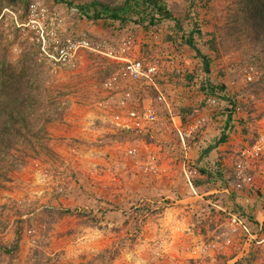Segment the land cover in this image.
<instances>
[{"label": "rangeland", "instance_id": "rangeland-1", "mask_svg": "<svg viewBox=\"0 0 264 264\" xmlns=\"http://www.w3.org/2000/svg\"><path fill=\"white\" fill-rule=\"evenodd\" d=\"M69 1L72 4L57 0H0V59L18 70L26 68L25 96L38 109L40 120L35 121V124L38 122L36 128L45 127L51 149L44 151L36 144L39 150L35 157L26 159L21 167L10 173L8 181L0 185V264H93L96 261L97 264H108L113 258H120L122 250L127 248L134 251L132 264H149L159 250L156 245L148 250L142 248L144 237L138 225L144 211L149 216L156 212L171 213L172 219L182 221L183 235L190 229L201 241L212 240L219 233L232 235L227 227V213L217 209L221 212L217 224L214 221L203 227L197 223L198 212L202 210L199 204L183 203L188 196L201 195L190 187L185 176L190 164L187 147L199 140L200 132L208 124L219 123L225 128L229 98L235 99L239 109L229 125L234 128L231 145L239 150L229 152L225 157L228 165L223 168L227 177L223 183L228 185L223 187L221 204L227 212L239 213L252 220L249 213L242 212L236 202L238 196L230 185L235 183V167L241 160V149L259 141L264 144V68H254V60H251L261 48L251 43L246 33L233 35L229 29V8L235 5L234 0H165L174 18L180 19V29L171 20L149 29L147 23L139 26L129 21L126 28L131 32L128 33H118L120 30L104 20L93 19V9L83 16L72 14V7L80 9L92 2L109 0ZM110 1L114 8L115 3L121 4L125 0ZM33 2L44 5L59 20V30H66L68 35L86 36L118 50L130 34L135 44L130 51L119 52L122 59L140 58L157 65L161 76L159 89L168 96L172 108L180 114L185 107L198 110L194 117L183 123L186 146L168 112L158 104V91L154 88L136 85L140 103L152 107L159 116L151 133L118 132L112 119L110 121L109 116L98 110L95 94L98 97L103 93V82L124 60L81 51L76 69L53 73L36 25L30 22L29 5ZM5 8L10 12L1 18ZM195 22L203 30L201 36H195V48L209 58L210 73L203 71L202 58L185 44ZM190 76L194 79H189ZM204 80L218 89L224 86L222 93L228 99L213 98L216 103H208L209 99L206 100L200 90ZM36 82L41 86L40 90ZM46 115L53 120L44 126L42 118ZM197 119L203 120L202 129L190 136L186 133L187 128ZM71 128L79 133L85 130L84 135L91 138V142L69 137ZM42 144H47V140ZM74 147H77L76 152ZM130 149H136V155H129ZM14 153L19 154L18 151ZM153 157L157 161L156 172L145 169ZM259 167L262 171L258 169L257 172L264 176V158ZM252 190L247 186L239 192L245 197L250 192H258L254 187ZM76 195L83 200L78 206L73 203ZM257 199L264 202V197ZM86 200H92L97 207L105 204L106 211L127 214L126 219L122 220V225L111 227L104 214L99 216L92 212L85 223L81 221L80 224L70 214L59 216L55 212L84 209ZM191 204L192 209H185ZM259 235H264V228ZM242 239L241 236L234 237L235 244L225 255L212 251L202 260L193 261L184 250L174 259L178 264H229L230 260H235L234 264H264V240L252 244L250 252L236 262L235 258L244 246ZM158 240L159 244L163 242L160 249L165 252L166 264H169L172 259L168 240L172 239L163 233ZM146 252L151 253L147 258Z\"/></svg>", "mask_w": 264, "mask_h": 264}, {"label": "built area", "instance_id": "built-area-1", "mask_svg": "<svg viewBox=\"0 0 264 264\" xmlns=\"http://www.w3.org/2000/svg\"><path fill=\"white\" fill-rule=\"evenodd\" d=\"M71 11L72 14L83 16V13L77 7H72ZM6 12H10L9 9L5 8L3 10L1 18ZM29 13L30 22L36 25L35 28L40 34L43 43V52L48 58V63L53 73L76 69L78 65V54L81 51H90L114 59L124 60L119 52L122 51L125 53L130 51L135 44L134 38L128 35L123 41V45L117 50L113 49L106 42H98L86 36L75 37L68 35L66 30L61 31L57 27L59 20L52 16L44 5L38 2H33L29 5ZM51 47H53L52 51L50 50ZM160 79V70L157 65L147 63L140 58L125 59L121 66L103 82L102 90L105 96L96 101V107L98 110L111 115L112 121L117 129L150 132L151 127L159 121V116L157 111L152 107L140 103L141 98L136 95V85L153 87L158 91V104L165 106L175 130L179 133L185 144L183 122L179 113L172 108L166 94L159 89ZM208 103L215 104L216 101L209 99ZM202 125V119L194 120L189 124L186 133L191 136ZM76 148L74 147V152H76ZM187 148L189 150L190 146ZM136 153V149H130L128 151V154L131 156L136 155ZM240 157L241 160L236 163L235 167V183L230 185L231 189L235 191H242L245 187L254 184L255 174L259 169L260 162L264 158L263 142L259 141L251 146H245L240 151ZM145 167L147 171L156 172V159L154 157L151 158ZM197 175L198 170L188 164L185 170V176L192 189V179ZM218 209L228 214L227 227L232 235L219 233L212 240L193 243L186 249L191 260H202L212 251H218L225 255L224 253L235 244L234 237L241 236L244 238L242 239L244 246L240 250L238 258H235L237 262L240 258L245 257L250 252L249 250L252 244L258 241L255 238L256 232L252 230L254 223L249 218L239 213L227 212L222 207H218ZM142 224L143 222L141 221ZM257 244H260V242H257ZM162 246L163 242H160V244L158 242L156 243L159 251L154 255L149 264H166V254L161 250Z\"/></svg>", "mask_w": 264, "mask_h": 264}, {"label": "trees", "instance_id": "trees-1", "mask_svg": "<svg viewBox=\"0 0 264 264\" xmlns=\"http://www.w3.org/2000/svg\"><path fill=\"white\" fill-rule=\"evenodd\" d=\"M14 1L18 0H11V2ZM21 1L25 2L26 0ZM57 1L72 4V2H70L69 0ZM234 3L235 5L229 8L231 12L228 15V20L231 24V27H229V29L233 31V35H236L239 32H241L242 34L246 33L248 40L255 46H259L261 48L260 52L257 55L251 56V60H254L252 62L253 67L255 66L256 68L262 69L264 68V0H234ZM115 4L117 6L113 8L114 3L110 0L109 2L106 1L105 3H102L101 1H96L94 3L92 2L91 4H87L86 6H80V11L83 14H88V12L93 9V19H102L104 20V22L109 23V25H111L113 28H117L120 31L123 29H128L129 31V28H126V24L129 21L134 23V25L139 26L147 23L148 26H146V28L149 29L153 27L156 28V26L162 25L166 21L171 20L176 22V26L180 29V19L174 18L173 13L167 9L165 0H142V3H140V0H125L121 4ZM91 5H93V8ZM140 7L142 8L141 12H139ZM126 15L130 17L128 18V16L126 17ZM133 15H136L137 18L135 19ZM196 34L198 36H201L203 34V30L198 24V22H195V28L192 30L190 36H188V39L186 40L185 44H187L190 48L194 49L197 55L202 58V60L204 61L203 71L206 73H210L209 58L202 55L201 51L195 48L196 43L194 36H196ZM1 63L2 68L0 70V185L3 181H8L10 173L14 172L19 167H21L27 161L26 159H31L35 157V153L37 154V151L39 150L36 144H39L44 151H51L48 145L49 134L47 130L45 129V127L41 130H37L36 128V124H38V122L35 124V121L40 120L38 118V109L35 103H33L29 97L25 96L27 93H25V84L23 83V81H25L27 77L26 68L23 67L18 70L19 68L13 66L12 64L7 66L4 60H1ZM189 79H194V77L190 76ZM37 86L40 87V90L41 86L38 84ZM224 89V86L220 87L219 89L217 87H214L213 85L208 83L207 80L206 82L204 80L203 83L200 84V90L206 96V100L213 98L220 100L221 98L225 100L228 99L222 93ZM227 101L230 105L225 128L229 129V125L234 121L233 117L236 111L238 110V105L236 104L235 99L229 98ZM160 106H162L166 110L165 106ZM197 111L198 110H196L195 108H183V113H179L182 122H187L189 119H191L190 117H194ZM42 120L44 121L45 126V124L47 125L48 123H51L53 118L51 116L48 117L46 115V117H43ZM116 131L122 133L139 132L120 129H116ZM151 131L139 133L148 134L151 133ZM232 134H234L233 127H231L230 134L225 135L226 137L223 138L222 142L225 143ZM45 140H47V144H42V142ZM14 151H18L19 154H15ZM198 173H200V171H198ZM212 177L214 178V176ZM212 177L208 176L207 180L205 181H199V179L193 178V189L194 185L198 186L203 182H211L213 180ZM219 207H223V205L221 204V206ZM216 209L217 207L215 208L214 206L211 207V205H205V207H203L202 210L198 212L199 222L197 223L199 225H202L203 227L211 225L210 223L213 219L210 220L209 218L205 217L207 215L206 210H208L209 216L214 218L216 214L221 213L216 212ZM55 212H57V215L59 216H62L63 214L67 213L72 216L82 218L84 219L82 220L83 223H85L86 219L90 216V213H92L85 210L79 211L77 208L76 210H70V212H66L62 209L57 210Z\"/></svg>", "mask_w": 264, "mask_h": 264}, {"label": "crops", "instance_id": "crops-1", "mask_svg": "<svg viewBox=\"0 0 264 264\" xmlns=\"http://www.w3.org/2000/svg\"><path fill=\"white\" fill-rule=\"evenodd\" d=\"M118 33H128V29H123L121 31H118ZM194 38L196 37L194 36ZM136 95L138 96L140 95V92L139 90L137 91V89H136ZM104 96H105L104 93H102L98 97L95 94V97H96L94 98L96 99L95 102L99 99L104 98ZM102 113L103 115L109 116L110 121H111L112 117L110 114L108 115L105 112H102ZM231 127L232 126H229V129H226V128H222V124H219V123L213 124V125L208 124L207 128L200 134L199 140L193 145H189L190 146V149L188 152L189 163L190 165L193 166V168L200 171V173H198L195 179H199V181H205L207 180L208 176L210 177L214 176V178L212 177L213 180L211 182H207V183L203 182L198 186L194 185V188L197 191H199L201 195L199 197L197 196L189 197L188 196V198H186L183 201V203L195 202L199 204L200 209H202V207L205 205H209V206L211 205V207L214 206L215 208L217 207L218 209V207L221 205L220 203H222L221 195H222L223 187L225 186V184L228 185L227 183L225 184L223 183L224 179L226 180L227 178L225 177V171L223 169L225 165H228L226 164L227 159L225 157L228 155L229 152L236 153V151L239 150L236 147L231 145L233 144V134L229 137V139L225 143L222 142L223 138L226 137L225 135L230 134ZM71 130L72 131L69 137H75V138L81 139L85 141L86 143L91 142L90 140L91 138L89 139L86 135H84L85 130H83L82 133H79L77 132V130H73L72 128ZM260 171L262 170L259 167V172ZM252 187L258 190V192L257 191H255V193L250 192L249 194L246 195V197L243 196V193L234 190L236 193L235 194L236 197L238 196L236 199V202L239 204L242 212L244 213L246 212L247 214L248 213L250 214L251 219L253 220L251 221L254 223L252 226V229H255L254 231L256 232L257 240H264V235L263 236L259 235V233L262 232L264 228V202L258 201L257 199L258 196L259 198L264 197V176L259 175L258 173V178H256L255 176L254 184L252 186H248V189H250V191H253ZM240 194H242V197ZM248 195H251V196L249 197ZM78 196L79 195H76L74 197L73 203L76 206H78L79 203L83 201V200H80ZM261 204L263 205V207ZM84 207H85L84 209L82 208H77V209L79 211L85 210V211L93 212L94 214L99 213V216L104 214V219L109 220L107 222L109 226L122 225V220L126 219V215H127L122 212L106 211L105 210L106 208H104L105 204H102V206L97 207L94 205V202L92 200H86ZM189 207L192 209L193 205L191 204L190 206L185 207V209H188ZM101 209H103V212H100ZM217 209H216V212H218ZM206 212H207L206 213L207 215L205 217L209 218L210 220L213 219L211 223L215 221V223L217 224L218 214H216L213 218L209 216L208 210H206ZM145 214H146L145 211L142 212L143 216L140 217L141 220L138 225V228L141 229V234L144 237V240H142L143 241L142 248L143 249L147 248V250L150 247L155 248L156 242H159L158 239L161 238V234L165 233L167 237L172 239V240H168L169 242H171L168 247L171 251L170 260L172 259L169 264H178V262L174 258L179 257V252L180 253L184 252V250H186L193 243L201 241L200 236L196 237L193 233L190 232V229H189L188 234L183 235L181 232L182 221H178V219H172L173 217L171 216V213L169 212L167 213L165 212L163 214L160 212H156L155 215H152V216L145 215ZM167 218H170V219L168 220ZM73 219H76L78 223L82 224L81 223L82 218H78L74 216ZM141 221L143 222L142 225H141ZM115 222L117 224H115ZM74 228H75V225H74ZM127 249L122 250V255L120 258L115 257L112 260H110L111 262H109L108 264H132L131 261L134 257V254H133L134 251L127 250ZM148 255L150 256L151 253L146 252L145 257L147 258ZM141 260L143 261V259ZM234 263H235V260L229 261V264H234ZM93 264H97V261Z\"/></svg>", "mask_w": 264, "mask_h": 264}]
</instances>
